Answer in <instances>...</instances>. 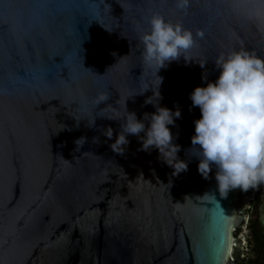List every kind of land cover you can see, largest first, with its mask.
Returning a JSON list of instances; mask_svg holds the SVG:
<instances>
[{
	"label": "water",
	"instance_id": "1",
	"mask_svg": "<svg viewBox=\"0 0 264 264\" xmlns=\"http://www.w3.org/2000/svg\"><path fill=\"white\" fill-rule=\"evenodd\" d=\"M156 12L196 39L190 60L157 72L159 106L181 111L168 126L188 166L178 175L134 135L114 152L123 121L105 117L125 115L133 93L138 119L156 111L139 40ZM241 49L264 57V0H0V264H236L242 190L224 198L216 168L198 172L190 93Z\"/></svg>",
	"mask_w": 264,
	"mask_h": 264
},
{
	"label": "clouds",
	"instance_id": "2",
	"mask_svg": "<svg viewBox=\"0 0 264 264\" xmlns=\"http://www.w3.org/2000/svg\"><path fill=\"white\" fill-rule=\"evenodd\" d=\"M188 5L189 0H175V7L180 11H186ZM147 23L149 30L139 36L142 56L145 64L155 67L158 81L155 91L152 87L153 95L145 103L152 104L156 111L144 113L143 118L138 119L136 113L126 107L127 98L136 93L127 96L125 115L105 116L123 121L110 147L123 154L129 144L128 136L134 135L141 142L139 150L156 148L160 159L174 169L173 175H178L188 166L177 158L179 146L173 143L174 136L168 126L175 124L181 111L179 107L173 111L159 106L162 97L158 88L163 78L157 72L180 57L186 62L190 60L185 53L196 45V39L192 30L158 12L149 15ZM205 63L200 66L203 68ZM214 65L219 70L216 80L197 86L190 93L192 105L198 106L201 112V117L194 121L191 140L193 145L199 146L198 172L208 179L214 166L217 191L226 198L230 190L247 191L264 185V57L244 49L231 50L219 54ZM202 79L207 80V77ZM94 123L95 119L88 126ZM103 135L111 140L113 129L104 128ZM75 143L78 148L85 143V138Z\"/></svg>",
	"mask_w": 264,
	"mask_h": 264
},
{
	"label": "flooded vegetation",
	"instance_id": "3",
	"mask_svg": "<svg viewBox=\"0 0 264 264\" xmlns=\"http://www.w3.org/2000/svg\"><path fill=\"white\" fill-rule=\"evenodd\" d=\"M264 185L242 191L240 209L245 221L237 223L236 238L242 243L241 258L236 264H264V214L261 207L264 204Z\"/></svg>",
	"mask_w": 264,
	"mask_h": 264
}]
</instances>
